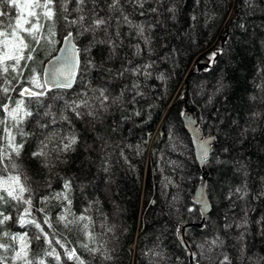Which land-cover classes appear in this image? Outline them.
Instances as JSON below:
<instances>
[{"label":"snow or ice","instance_id":"1","mask_svg":"<svg viewBox=\"0 0 264 264\" xmlns=\"http://www.w3.org/2000/svg\"><path fill=\"white\" fill-rule=\"evenodd\" d=\"M240 2L253 12L264 5V0ZM214 4L0 0V264H114L123 229L120 207L109 193L116 165L127 157L123 144L102 134L104 126L114 134L118 124L139 127L151 118L154 81L172 74L165 75L160 65L176 64L192 31L215 19ZM182 19L185 27L179 26ZM222 54L214 51L209 60L215 63ZM224 88L218 81L206 94L212 108H205L206 135L197 137L200 159L205 166L231 165L240 180L220 192L226 210L214 226L202 225L208 231L196 247L203 264H264L252 243L264 240V211L256 207L264 204V176L254 188L250 156H231L232 145L250 142L264 130V82L249 94L243 124L227 110L231 97ZM217 97L225 102L223 111L215 107ZM221 133L231 143L216 150ZM220 151L228 158L221 159ZM257 151L264 152V145ZM167 164L173 171L182 168L178 161ZM170 186L178 184L165 176L162 188ZM199 203L203 216L210 207L203 193ZM57 226L75 235V243ZM153 254L163 258L162 251Z\"/></svg>","mask_w":264,"mask_h":264},{"label":"trees","instance_id":"2","mask_svg":"<svg viewBox=\"0 0 264 264\" xmlns=\"http://www.w3.org/2000/svg\"><path fill=\"white\" fill-rule=\"evenodd\" d=\"M214 7L215 19L192 31L191 41L186 40L180 45L176 64L160 65L165 75L169 70L172 74L163 82L154 81L153 91L157 99L151 118L139 127L131 122L118 124L119 130L114 134L111 126H104L102 134L123 144L127 157V162L121 160L117 163L113 191L109 193L120 207L118 227L123 229L116 244L114 264H192L178 236L181 224L186 221L193 223L188 239L196 253L194 263L203 264L196 245L203 240L208 229L196 225L203 217L201 207L193 197L204 169L196 158L192 137L181 113L187 106H193L206 135L203 121L207 119L208 111L205 108H212L206 105V94H212L217 82L223 81L224 92L231 97L227 110L243 124L244 114L248 111V96L256 91L257 83L264 82L260 79L264 73L259 71L264 68V5L253 12L240 0H215ZM186 23L182 19L179 26L185 27ZM217 50H222L223 54L216 57L215 63L210 61L208 68L199 70L197 58L202 54L209 58ZM214 104L224 110L222 97H217ZM119 116L120 113L116 112L113 119L118 122ZM230 143L231 140H226L221 133L215 149L221 150ZM257 145H264L262 129H258L254 140L232 145L235 151L231 153L237 158L250 156V183L254 188L258 186L259 177L264 176V152L257 151ZM219 154L221 159L228 158L222 151ZM172 160L180 162L182 168L173 171L167 164ZM206 168L209 170L208 194L212 210L204 223L214 226L226 210L220 192L239 182L240 177L231 165L221 167L211 163ZM165 176H171L178 187L163 189ZM172 196H176L177 201L172 202ZM256 207L258 211H264V204L258 203ZM105 210L110 211L111 204ZM57 232H63L75 243L76 236L64 232L62 226H57ZM252 243L254 255L264 256V240L255 238ZM155 251H162L163 258L156 257Z\"/></svg>","mask_w":264,"mask_h":264},{"label":"water","instance_id":"3","mask_svg":"<svg viewBox=\"0 0 264 264\" xmlns=\"http://www.w3.org/2000/svg\"><path fill=\"white\" fill-rule=\"evenodd\" d=\"M210 63L209 59L207 56L201 55L196 61V64L198 66V69H206L208 68V64ZM75 86V84H74ZM73 86V87H74ZM185 115H183V121L186 129L188 130L189 134L192 137V142L194 145L195 149V154L196 158L201 166V168L204 169L203 175H202V180L199 186L196 189V192L194 194V201L196 203H199V199L201 197V193H203V198L209 203L210 207L204 211V215L202 216L203 219L199 224H196L198 227H202L205 221V217H208V214L212 210V203L208 194V178H209V170L206 168L204 162L200 159V146H199V141L197 139L198 136H203L204 133L202 131V128L200 126V119L198 117V113L196 109L193 106H187L186 111L184 112ZM195 129V130H194ZM201 207V205H200ZM193 223H190L188 221L183 222L180 226V230L178 233L179 239L182 243V245L187 249L190 260L193 263L196 253L188 239V231L190 227L192 226Z\"/></svg>","mask_w":264,"mask_h":264},{"label":"rangeland","instance_id":"4","mask_svg":"<svg viewBox=\"0 0 264 264\" xmlns=\"http://www.w3.org/2000/svg\"><path fill=\"white\" fill-rule=\"evenodd\" d=\"M202 55H204V54H202ZM201 56V55H200ZM204 56H206V55H204ZM209 59V58H208ZM210 61V60H209Z\"/></svg>","mask_w":264,"mask_h":264},{"label":"bare ground","instance_id":"5","mask_svg":"<svg viewBox=\"0 0 264 264\" xmlns=\"http://www.w3.org/2000/svg\"><path fill=\"white\" fill-rule=\"evenodd\" d=\"M198 58H199V57H198ZM198 58H197V59H198ZM208 66H209V64H208Z\"/></svg>","mask_w":264,"mask_h":264}]
</instances>
